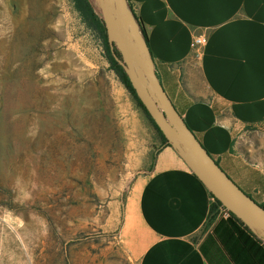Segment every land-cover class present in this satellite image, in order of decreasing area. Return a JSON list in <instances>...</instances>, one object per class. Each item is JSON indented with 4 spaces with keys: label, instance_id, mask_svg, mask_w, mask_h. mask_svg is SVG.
I'll use <instances>...</instances> for the list:
<instances>
[{
    "label": "rangeland",
    "instance_id": "rangeland-1",
    "mask_svg": "<svg viewBox=\"0 0 264 264\" xmlns=\"http://www.w3.org/2000/svg\"><path fill=\"white\" fill-rule=\"evenodd\" d=\"M160 144L72 0H0V264L116 242ZM235 144L264 173V122Z\"/></svg>",
    "mask_w": 264,
    "mask_h": 264
},
{
    "label": "crops",
    "instance_id": "crops-1",
    "mask_svg": "<svg viewBox=\"0 0 264 264\" xmlns=\"http://www.w3.org/2000/svg\"><path fill=\"white\" fill-rule=\"evenodd\" d=\"M128 1L174 107L227 175L261 203L263 170L237 150L235 137L264 122V0ZM198 36L205 41L195 48ZM211 202L180 156L160 145L124 204L118 240L74 254L72 264H264V249L230 216L208 223Z\"/></svg>",
    "mask_w": 264,
    "mask_h": 264
},
{
    "label": "water",
    "instance_id": "water-1",
    "mask_svg": "<svg viewBox=\"0 0 264 264\" xmlns=\"http://www.w3.org/2000/svg\"><path fill=\"white\" fill-rule=\"evenodd\" d=\"M105 28L116 62L169 145L209 193L264 244V207L227 175L196 138L166 94L141 24L128 0H88ZM117 52V53H116Z\"/></svg>",
    "mask_w": 264,
    "mask_h": 264
},
{
    "label": "trees",
    "instance_id": "trees-1",
    "mask_svg": "<svg viewBox=\"0 0 264 264\" xmlns=\"http://www.w3.org/2000/svg\"><path fill=\"white\" fill-rule=\"evenodd\" d=\"M75 9L78 11V13L80 14V17L82 18V20L93 30H95L103 43L105 52H106V56L107 59L110 63L111 68L115 71V73L117 74V76L119 77L120 81L123 83L124 87L127 89V91L130 93V95L135 99L136 103L140 106V108L144 111V113L146 114L147 118L149 119V121L151 122V124L153 125V127L155 128V130L157 131V134L160 138L161 144L160 145H165V138L162 135V133L160 132V130L157 128V126L155 125L154 121L151 119V117L148 115L147 111L145 110V108L143 107L142 103L139 101V99L137 98L133 88L130 85V82L126 76V74L124 73L123 69L121 68V66L116 62V60L114 59L111 50L109 48L108 42H107V37H106V32H105V28L103 26V23L101 21V19L99 18V16L94 12L93 8L91 7L90 3L88 2V0H72ZM144 32V30H143ZM145 35V32H144ZM117 53V52H116ZM211 195V194H210ZM212 196V195H211ZM221 204L219 203V201H217L214 198V201L211 202L210 205V211H209V216H208V223L212 222L213 220L216 219L217 216V212H218V208ZM260 205L262 207H264L263 203H260ZM230 218H228V221H231L233 223H237V227L242 230H245L249 237L251 239H253L261 248L264 249V244L258 239L256 238L250 231L249 229H247L243 223L237 219L230 211Z\"/></svg>",
    "mask_w": 264,
    "mask_h": 264
},
{
    "label": "built area",
    "instance_id": "built-area-1",
    "mask_svg": "<svg viewBox=\"0 0 264 264\" xmlns=\"http://www.w3.org/2000/svg\"><path fill=\"white\" fill-rule=\"evenodd\" d=\"M205 39L204 37H201V36H198V37H195L192 41V45L197 48V47H200L203 43H204ZM211 201L213 202L214 201V198L213 196H211ZM224 216V217H229L230 214H229V211L223 207L222 205L219 206L218 208V212H217V216Z\"/></svg>",
    "mask_w": 264,
    "mask_h": 264
}]
</instances>
